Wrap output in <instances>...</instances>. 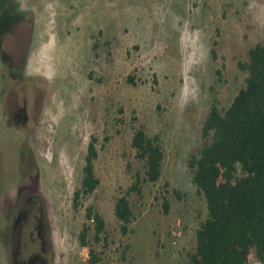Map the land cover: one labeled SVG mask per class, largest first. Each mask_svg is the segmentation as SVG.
Wrapping results in <instances>:
<instances>
[{"label": "rangeland", "instance_id": "rangeland-1", "mask_svg": "<svg viewBox=\"0 0 264 264\" xmlns=\"http://www.w3.org/2000/svg\"><path fill=\"white\" fill-rule=\"evenodd\" d=\"M7 10L0 17V264H11V228L30 193L44 201L51 264H87L78 235L91 225L90 205L113 240L102 264H122L113 206L143 175L130 147L139 124L161 138L162 176L142 185L141 199L130 196L135 221L122 241L132 264H184L207 213L189 155L201 145L212 99L227 107L244 85L237 63L264 42V0H8ZM24 101L21 124L12 104ZM92 137L100 184L75 208ZM247 264L260 263L252 255Z\"/></svg>", "mask_w": 264, "mask_h": 264}, {"label": "trees", "instance_id": "trees-1", "mask_svg": "<svg viewBox=\"0 0 264 264\" xmlns=\"http://www.w3.org/2000/svg\"><path fill=\"white\" fill-rule=\"evenodd\" d=\"M7 4L8 0H0V17H7ZM211 58L217 59L215 49ZM237 65L246 74L244 85L227 107H219V101L212 99L201 127V145L189 155L191 182L203 198L207 213L195 231L194 248L185 252L184 264H247L252 255L264 264V42L249 48L247 61ZM223 69L221 64L214 74L220 78ZM128 80L133 83L132 77ZM131 120L135 123L138 119ZM96 142L92 137L87 146L81 187L73 195L75 208L80 198L90 196L100 184L94 166ZM130 147L143 175L136 173L131 185L115 197L113 214L122 239L132 232L135 221L130 196L141 199L142 185L160 180L164 161L160 136L149 135L143 124L135 127ZM168 186L165 182V193H169ZM171 192L181 198L176 189ZM161 199L166 215L169 201L166 195ZM85 218L91 225L83 224L79 244L88 250L87 264H102L113 244L107 223L93 205L86 208ZM122 239L120 261L132 264L128 258L131 245Z\"/></svg>", "mask_w": 264, "mask_h": 264}, {"label": "flooded vegetation", "instance_id": "flooded-vegetation-1", "mask_svg": "<svg viewBox=\"0 0 264 264\" xmlns=\"http://www.w3.org/2000/svg\"><path fill=\"white\" fill-rule=\"evenodd\" d=\"M26 102L12 104V117L21 124L27 123ZM23 195L18 203V214L12 225V238L16 241L11 250V264H51L52 253L46 248L42 220L44 201L38 194L30 193L23 203Z\"/></svg>", "mask_w": 264, "mask_h": 264}]
</instances>
